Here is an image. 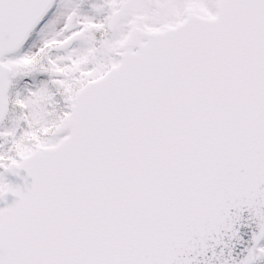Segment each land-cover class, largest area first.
Here are the masks:
<instances>
[{"label": "snow or ice", "instance_id": "obj_1", "mask_svg": "<svg viewBox=\"0 0 264 264\" xmlns=\"http://www.w3.org/2000/svg\"><path fill=\"white\" fill-rule=\"evenodd\" d=\"M0 203V264H264V0H0Z\"/></svg>", "mask_w": 264, "mask_h": 264}, {"label": "water", "instance_id": "obj_2", "mask_svg": "<svg viewBox=\"0 0 264 264\" xmlns=\"http://www.w3.org/2000/svg\"><path fill=\"white\" fill-rule=\"evenodd\" d=\"M12 199H13L12 197H9V203L11 202ZM0 206H5V205L0 203Z\"/></svg>", "mask_w": 264, "mask_h": 264}]
</instances>
